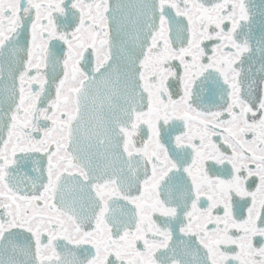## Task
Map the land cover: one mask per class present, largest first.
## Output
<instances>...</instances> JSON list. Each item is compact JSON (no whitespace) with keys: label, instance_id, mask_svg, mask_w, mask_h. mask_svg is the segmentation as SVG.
I'll return each instance as SVG.
<instances>
[{"label":"snow or ice","instance_id":"1","mask_svg":"<svg viewBox=\"0 0 264 264\" xmlns=\"http://www.w3.org/2000/svg\"><path fill=\"white\" fill-rule=\"evenodd\" d=\"M0 264H264V0H0Z\"/></svg>","mask_w":264,"mask_h":264},{"label":"water","instance_id":"2","mask_svg":"<svg viewBox=\"0 0 264 264\" xmlns=\"http://www.w3.org/2000/svg\"><path fill=\"white\" fill-rule=\"evenodd\" d=\"M256 2H257V3H259V2H260V0H256Z\"/></svg>","mask_w":264,"mask_h":264}]
</instances>
